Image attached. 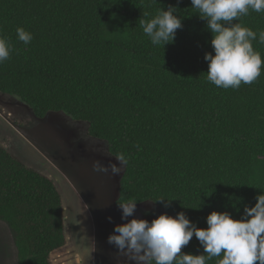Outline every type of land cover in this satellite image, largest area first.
<instances>
[{"label": "trees", "instance_id": "1", "mask_svg": "<svg viewBox=\"0 0 264 264\" xmlns=\"http://www.w3.org/2000/svg\"><path fill=\"white\" fill-rule=\"evenodd\" d=\"M0 92L105 142L117 206L175 217L146 264H264V0H0ZM0 220L16 264H78L59 181L1 143Z\"/></svg>", "mask_w": 264, "mask_h": 264}, {"label": "rangeland", "instance_id": "2", "mask_svg": "<svg viewBox=\"0 0 264 264\" xmlns=\"http://www.w3.org/2000/svg\"><path fill=\"white\" fill-rule=\"evenodd\" d=\"M4 97L14 102L9 105L10 112L30 122L29 130L31 129L33 137L45 135L46 140L43 141L52 151H56L53 146L58 142L62 145L55 130L58 128L66 132L64 144L57 152H60L57 156L59 158L56 157L57 163L49 162L51 165L47 166L53 165V169L55 166V170L65 181L70 179L78 182L77 188L86 198L90 210L89 226H86L90 228L87 233L88 249L96 250L98 264H110V261L113 264H146L153 256L174 254L180 230L179 222L150 201L116 205L125 163L107 154L105 142L85 137V123H77L67 113L58 112L50 114V117L55 114L58 118H49L36 127L35 123L40 120L30 106L13 95L0 93V98ZM2 128L6 131L10 129L8 126ZM17 138L19 152L34 166H43L42 155L31 147L33 145L28 142L24 146L20 142H26V137L17 135ZM71 142L75 146L72 152ZM90 145L91 149L86 147ZM93 153L96 155L94 159L82 160L83 155L91 158ZM5 225L0 221V264H15L13 234Z\"/></svg>", "mask_w": 264, "mask_h": 264}, {"label": "crops", "instance_id": "3", "mask_svg": "<svg viewBox=\"0 0 264 264\" xmlns=\"http://www.w3.org/2000/svg\"><path fill=\"white\" fill-rule=\"evenodd\" d=\"M12 103H14L12 102V99H9L7 97H4V99L0 98V125H1L0 143L20 162L36 170L47 172L53 175L59 181L60 185L62 186L65 192V195H66L67 211H68V215L70 219V226H71V230L73 234V241L70 245L60 248L58 251L63 252L65 249H67V247L72 246L74 248L75 253L78 255V264H98L99 258H98V255L96 257V254H97L96 250L94 251L93 249H88L89 239L87 237L88 236L87 233L90 232V228L86 226H89L87 224L89 222L88 219H89L90 210H89V205H87L86 198H84L80 190L77 188L78 182L76 180H70V179H67L65 181L59 176V174L55 170V166H54V169L52 167L53 165L49 167L47 166V165H51L50 163L52 162L57 163L56 157L60 154V152L59 153L57 152L61 149V146L64 144V138L67 135L66 132L58 128L57 130H55L56 132L55 134L60 139L62 145H59V142H58V144H55V146H53V148L56 151H52V149H50V147L43 141V140H46L45 135L41 134V136L38 135V136L33 137L30 133L31 129L29 130L30 128L29 125H31L30 122L28 123L25 119L18 117L14 113L10 112L8 108L10 107L9 105H11ZM52 113H58V112H50L48 113L46 117L38 118V120L40 121L39 123L38 121L35 123L36 127H39L41 122L42 123L47 122L49 118H55V119L58 118L57 115L55 114L52 117H50V114ZM18 121L21 123H19ZM4 126H8L10 129L6 131L5 129L2 128ZM17 135L25 136L26 142H23V141H20V142H22L24 146H27V143L29 142L31 145H33L31 147H34L40 153V155H42L41 158L44 161L43 166H40V167L34 166L33 164L30 163L29 160H27L26 157H24L19 152L18 147H17V141H18ZM74 147L75 146H73V143H72V146L70 149L71 152H72V149H74ZM86 147H89L91 149V145L86 146ZM93 147L95 146H92V148ZM62 149H64V147ZM95 157H96L95 153H93L91 158H89V156L87 155H83L82 160H84L85 158L87 161H89V160L94 159ZM44 167L46 169H44ZM124 167L122 168L124 169ZM103 212L105 213V209L103 210ZM87 229H89V231ZM13 240H14V237H13ZM14 250H15V243H14ZM14 262L16 264V252L15 251H14ZM113 263L110 261V264H113Z\"/></svg>", "mask_w": 264, "mask_h": 264}]
</instances>
